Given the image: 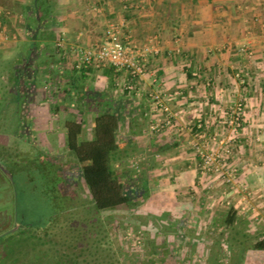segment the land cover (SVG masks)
Returning a JSON list of instances; mask_svg holds the SVG:
<instances>
[{"label":"crops","instance_id":"0c3cea01","mask_svg":"<svg viewBox=\"0 0 264 264\" xmlns=\"http://www.w3.org/2000/svg\"><path fill=\"white\" fill-rule=\"evenodd\" d=\"M8 1L22 10L42 0ZM47 1L34 38L41 62L31 71L57 67L52 82L64 121L53 126L57 134L66 137L65 123L74 120L81 124L79 140L90 141L94 118L113 109L120 123L112 168L140 215L164 217L167 228L182 232L188 262L264 264V250L251 248L264 237V0ZM109 23L132 46L148 49L152 76L132 81L111 66L71 69L78 50L103 43ZM53 39L50 49L45 44ZM45 77L27 100L34 120L46 105ZM154 93L172 116L158 133L149 130L161 115ZM239 101L243 128L227 163L236 172L225 183L198 172L196 149H212L211 135L230 137L219 121Z\"/></svg>","mask_w":264,"mask_h":264},{"label":"rangeland","instance_id":"374dc122","mask_svg":"<svg viewBox=\"0 0 264 264\" xmlns=\"http://www.w3.org/2000/svg\"><path fill=\"white\" fill-rule=\"evenodd\" d=\"M0 2V264H198L188 262L182 232L167 228L164 217L140 215L135 204L95 208L65 137L53 127L64 123L52 82L57 67L31 71L41 60L24 12ZM43 3L48 11V1ZM55 41L45 45L52 49ZM45 75L50 112L40 106L34 120L27 100Z\"/></svg>","mask_w":264,"mask_h":264},{"label":"built area","instance_id":"2783aa9c","mask_svg":"<svg viewBox=\"0 0 264 264\" xmlns=\"http://www.w3.org/2000/svg\"><path fill=\"white\" fill-rule=\"evenodd\" d=\"M103 37V43L96 48L78 50L71 69L80 70L88 66L94 68L111 66L116 70L126 71L132 81H140L148 74L153 75L147 70L148 49H138L132 46L121 37L118 25L109 23L104 29ZM150 99L161 115L151 121L149 130L158 133L171 126L172 116L167 104L161 100L159 93L151 94ZM243 112L244 104L242 102L239 101L232 105L223 120V125L230 137L225 140L212 135L209 137L214 146L212 149L207 151L196 149L199 159L196 168L201 175H212L221 178L225 183L231 181L236 170L227 167L230 158V145L237 140L243 128Z\"/></svg>","mask_w":264,"mask_h":264},{"label":"trees","instance_id":"16d2710c","mask_svg":"<svg viewBox=\"0 0 264 264\" xmlns=\"http://www.w3.org/2000/svg\"><path fill=\"white\" fill-rule=\"evenodd\" d=\"M43 1H38L31 7L22 9L27 18L34 17L32 23L26 20V30L29 29L27 33L33 38L48 14ZM33 45L38 47L35 40ZM28 55L27 52L26 57ZM21 65L22 67L28 66L24 61L21 62ZM119 123L118 113L113 109L99 114L94 118L93 138L90 141L79 140L80 123L74 120L65 123L66 148L79 165L80 177L88 189L92 203L99 211L115 210L120 206H133L135 201V197L128 192L126 185L112 168V158L118 148L116 133ZM251 248L264 250V237L251 245Z\"/></svg>","mask_w":264,"mask_h":264}]
</instances>
